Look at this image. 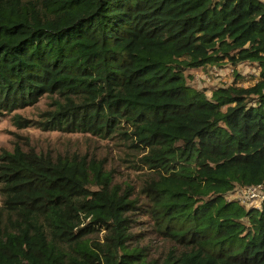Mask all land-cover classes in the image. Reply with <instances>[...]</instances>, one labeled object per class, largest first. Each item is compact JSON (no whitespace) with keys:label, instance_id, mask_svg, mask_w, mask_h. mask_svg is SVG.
Masks as SVG:
<instances>
[{"label":"trees","instance_id":"trees-1","mask_svg":"<svg viewBox=\"0 0 264 264\" xmlns=\"http://www.w3.org/2000/svg\"><path fill=\"white\" fill-rule=\"evenodd\" d=\"M256 64L254 86L190 85ZM123 145L120 177L79 139L0 151V264H264V0H0V122Z\"/></svg>","mask_w":264,"mask_h":264},{"label":"rangeland","instance_id":"rangeland-1","mask_svg":"<svg viewBox=\"0 0 264 264\" xmlns=\"http://www.w3.org/2000/svg\"><path fill=\"white\" fill-rule=\"evenodd\" d=\"M192 79L190 85L196 90H204L208 97L212 96V90L224 86L248 87L254 86L261 80V68L256 64L242 63L237 68L232 65L205 66L190 72ZM38 104V108L37 105ZM45 99L39 97L38 102L32 107L26 109L13 110L8 116L0 122V151L2 149H11L17 135L24 136L25 143H31L39 147L48 145H61L66 139H79L81 145L86 149L99 147L104 156H107L111 166L118 171L120 177L133 173V163L126 161L123 145L114 142L97 141L96 133L87 135L93 141H87L83 138L85 133L78 131L62 133L50 129H42L34 123L37 114L44 113ZM264 203V202H263ZM248 209V205H244Z\"/></svg>","mask_w":264,"mask_h":264},{"label":"built area","instance_id":"built-area-1","mask_svg":"<svg viewBox=\"0 0 264 264\" xmlns=\"http://www.w3.org/2000/svg\"><path fill=\"white\" fill-rule=\"evenodd\" d=\"M227 200L237 201L242 205H248L250 208L261 210L264 202V183L236 187L227 195Z\"/></svg>","mask_w":264,"mask_h":264},{"label":"bare ground","instance_id":"bare-ground-1","mask_svg":"<svg viewBox=\"0 0 264 264\" xmlns=\"http://www.w3.org/2000/svg\"><path fill=\"white\" fill-rule=\"evenodd\" d=\"M36 106H37V108H38V104H37Z\"/></svg>","mask_w":264,"mask_h":264}]
</instances>
